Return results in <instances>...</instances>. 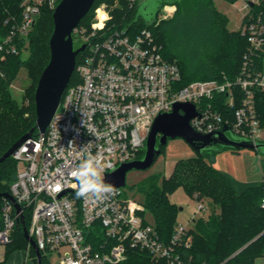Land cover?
<instances>
[{"label": "built area", "instance_id": "1", "mask_svg": "<svg viewBox=\"0 0 264 264\" xmlns=\"http://www.w3.org/2000/svg\"><path fill=\"white\" fill-rule=\"evenodd\" d=\"M57 1L22 0L21 19L11 16L14 24L0 41V65L7 55L19 52L18 39H28L42 6L55 8ZM240 1L246 21L239 28L249 43L240 73L234 80L188 83H183L179 64L164 56L151 30L132 35L126 28H107L110 9L105 4L97 8L91 28L81 30L80 42L87 46L76 62L77 82L65 89L46 131L27 139L11 155L17 162L9 192L15 201L1 196L0 261L21 228L49 264H119L132 248L147 250L168 264H195L192 256L181 252L192 245L187 225H175L165 240L145 216L144 203L126 195L123 187L109 183L114 193L99 201L77 197L75 173L89 154L99 161L104 180L122 163L140 158L156 116L172 111L176 102L195 105L198 113L191 126L200 133L227 126V135L264 142V122L257 108V92H264V69L263 64L250 63L264 60V15L252 11L260 0ZM127 2L134 7L137 0ZM175 11L176 5L166 4L162 19ZM79 30L80 26L75 33ZM223 94L228 110L238 98L232 117L220 110L218 97ZM197 208L205 211L207 205L198 201ZM31 249L28 241L27 256L34 260Z\"/></svg>", "mask_w": 264, "mask_h": 264}, {"label": "trees", "instance_id": "2", "mask_svg": "<svg viewBox=\"0 0 264 264\" xmlns=\"http://www.w3.org/2000/svg\"><path fill=\"white\" fill-rule=\"evenodd\" d=\"M225 1L234 3L237 0ZM21 2L22 0H0V41L14 24L11 16L21 19ZM95 2L92 8H95L97 0ZM117 2L110 8L111 19L107 28H126L132 35L145 28L151 30L156 41L161 44L164 56L179 64L183 83L207 79L234 80L240 73L249 46L247 36L240 28L229 29V17L217 8L214 0H160L151 19H147L139 11L138 0L134 7L127 0ZM166 4L176 5V11L172 17L158 20ZM53 11L54 8L48 3L42 6L28 39L19 37V52L7 55L0 65V157L36 124L35 90L50 59L49 41L54 30ZM252 11L264 15V0L256 3ZM90 12L82 19L81 25ZM245 21L246 18L242 23ZM91 23L88 24V30ZM24 48L29 50L28 58L22 56ZM82 54L80 52L77 55V62ZM250 63L262 67L263 59H255ZM22 66L28 68L32 80L24 96L28 99V104H21L11 92V84ZM75 77L77 75L74 72L70 84ZM236 91L239 98L240 89L236 88ZM218 98L221 100L220 110L232 117L238 98L235 106L229 110L224 102L226 94ZM257 108L264 122L263 91L257 92ZM28 112L29 116L26 115ZM164 146H161L162 151ZM16 175L17 162L10 156L0 164V193L10 192ZM179 186H183L197 202L208 198L219 208L214 209L208 216L201 215L192 219L193 227L189 230L193 237L192 245L181 251L186 257L192 256L195 264H255L257 257L264 256V208L261 206L264 181L240 191L233 178L208 161L204 152L179 160L168 177L159 179L152 176L143 180L139 190L146 209L144 214L146 217L147 213L152 216L153 221L147 219L155 225L165 240L174 231L179 211V206L171 201L169 194ZM2 202L0 196V225ZM27 244L25 233L18 228L15 239L7 245L5 257L0 264H5L13 251L26 248ZM30 254L37 264L36 251L31 249ZM42 264H45L44 258ZM119 264L168 262L165 259H154L147 250L132 248L126 260Z\"/></svg>", "mask_w": 264, "mask_h": 264}, {"label": "water", "instance_id": "3", "mask_svg": "<svg viewBox=\"0 0 264 264\" xmlns=\"http://www.w3.org/2000/svg\"><path fill=\"white\" fill-rule=\"evenodd\" d=\"M95 1L61 0L54 8V30L49 41L50 59L39 77L35 90L36 124L0 157V164L9 158L27 139L35 135L36 131L37 133L46 131L60 104L62 95L73 77L77 55L87 46L85 42L75 44V30L81 25L82 19L91 10ZM159 1L157 0L158 3ZM138 17L139 14H137ZM197 113L194 104L176 102L172 111L157 115L147 137L144 156L122 163L116 170L106 174L105 181L118 187L126 186L127 172L131 169H145L151 166L161 154V146L166 145L170 138H183L198 153L215 148L218 144L235 150L264 148V143L255 144L247 139L232 138L226 134L229 129L227 126L222 131L210 134L196 131L191 126V119ZM0 196H6L15 201L9 192L0 193ZM16 205L19 207V204ZM24 233L36 251L37 264H42V256L37 244L26 229Z\"/></svg>", "mask_w": 264, "mask_h": 264}, {"label": "rangeland", "instance_id": "4", "mask_svg": "<svg viewBox=\"0 0 264 264\" xmlns=\"http://www.w3.org/2000/svg\"><path fill=\"white\" fill-rule=\"evenodd\" d=\"M148 1V2H147ZM217 8L229 17L228 27L231 30L238 29L242 22L241 11L242 1L237 0L234 3L225 0H214ZM96 3V2H95ZM117 0H97L95 8H92L90 14L85 18V21L80 26V30L74 35L75 44L81 43L82 28L88 29V24L96 20L97 8L105 4L106 7L113 8L117 4ZM158 7L157 0H138L139 11L147 18L151 19ZM175 13V12H174ZM164 15L159 14L158 20L162 19ZM23 58H28L29 50L24 48L22 54ZM264 69V60H263ZM76 78V77H75ZM32 80L27 67L22 66L11 84V92L13 96L21 103L28 104V99L24 98L26 88L31 84ZM77 78L73 80L74 84ZM27 116L30 113H26ZM232 138H237L229 132ZM197 151L183 138H170L168 143L164 146L161 154L156 158L153 164L145 169H131L127 172L126 186L123 187L124 193L132 196L140 201L143 200V195L139 190L141 182L149 177L156 176L162 179L163 176H170L179 160H184L197 155ZM205 157L208 161L212 162L217 168L224 171L237 181L236 187L238 190L245 188L242 185L254 184L264 180V148L252 149L244 148L239 151H233L231 148L223 147L218 144L215 148L207 149L204 151ZM145 151L140 155L143 157ZM172 202L179 206V211L176 218L177 224L187 225L189 228L193 227L194 217L201 215L208 216L215 210H219L214 206L210 199L203 198L202 200L207 205L205 211H198V202L194 197H191L183 186H179L176 190L169 194ZM147 218L153 221L152 216L147 213ZM3 250V248H2ZM55 260V257L54 259ZM26 261V262H25ZM45 264H49L48 259H44ZM5 264H35V261L27 256L26 248H17L13 251ZM255 264H264V256L257 257Z\"/></svg>", "mask_w": 264, "mask_h": 264}, {"label": "clouds", "instance_id": "5", "mask_svg": "<svg viewBox=\"0 0 264 264\" xmlns=\"http://www.w3.org/2000/svg\"><path fill=\"white\" fill-rule=\"evenodd\" d=\"M75 175L79 185L76 195L79 198H94L99 201L115 191L111 184L105 182L103 169L97 158L91 154L82 160Z\"/></svg>", "mask_w": 264, "mask_h": 264}, {"label": "crops", "instance_id": "6", "mask_svg": "<svg viewBox=\"0 0 264 264\" xmlns=\"http://www.w3.org/2000/svg\"><path fill=\"white\" fill-rule=\"evenodd\" d=\"M233 178V177H232ZM233 180L235 181V183L237 184V181L235 180V178H233ZM264 181V180H263ZM263 181H260V182H258V183H261V182H263ZM257 182L256 183H254V184H258ZM254 184H245V185H242V187L243 188H245V187H247V186H250V185H254ZM26 262V261H25Z\"/></svg>", "mask_w": 264, "mask_h": 264}]
</instances>
